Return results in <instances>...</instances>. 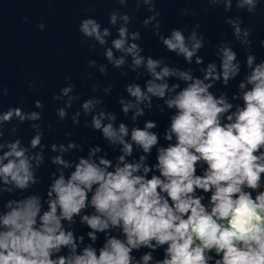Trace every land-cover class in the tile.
<instances>
[{
    "label": "clouds",
    "instance_id": "1",
    "mask_svg": "<svg viewBox=\"0 0 264 264\" xmlns=\"http://www.w3.org/2000/svg\"><path fill=\"white\" fill-rule=\"evenodd\" d=\"M136 2L152 13L143 24L152 27L167 51L189 65L204 64L198 54L204 47L199 25L187 36L176 28L163 35L154 0ZM118 3L126 7L128 0ZM209 3H224L225 11L231 9V0ZM258 3L236 0V7L247 6L254 13ZM118 17L123 23L117 27ZM108 23L111 27H103L96 19L86 18L79 32L105 46L111 29H116L117 38L104 48V58L114 69L127 67L147 76L143 84L125 86L129 99L120 96V110L125 117L131 112L134 125L146 109L171 112L163 131L167 143L161 145L160 133L153 131L158 128L156 121L145 120L143 127L131 128L117 123L116 113L93 95L72 113V123L79 124L81 115L90 117V127L120 154L114 163L96 145L73 161L64 154L82 150L74 141L42 143L38 122L44 105L40 100L35 108L41 111L24 112L20 107L4 111L0 114V264H264V60L257 63L254 54L246 56L247 72L231 97L242 100V105L234 104L227 92L217 96L211 91L217 82L228 87L241 75L242 65L230 41L217 46L219 65L209 62L200 68L201 78L191 68L144 55L138 43L141 34L130 31L127 13L113 11ZM227 23L240 45L250 49V29L241 27L239 17ZM88 67L101 74L108 70L107 64L98 65L95 60ZM121 74L127 76V72ZM92 91L96 93L98 87L93 85ZM111 92V86L103 89L105 95ZM74 93L75 86L69 83L53 96L54 101H63L56 113L61 121L80 99ZM6 94L3 89L0 95ZM14 118L17 124L28 122L35 133L27 145L20 138H5V125ZM8 131L15 135L18 128ZM48 149L60 153L49 158L60 167L51 173L46 194L5 201V194L23 193L40 182L37 170ZM153 149L155 163H150ZM136 150L141 154L129 160ZM76 217L90 229L86 233L90 243L84 244L85 236L75 234ZM98 234L104 236L99 247L95 246ZM142 249L149 251L137 258L134 253ZM157 251H162V258L154 257Z\"/></svg>",
    "mask_w": 264,
    "mask_h": 264
},
{
    "label": "water",
    "instance_id": "2",
    "mask_svg": "<svg viewBox=\"0 0 264 264\" xmlns=\"http://www.w3.org/2000/svg\"><path fill=\"white\" fill-rule=\"evenodd\" d=\"M154 2L156 11L160 13L158 20L161 24V34L168 35L176 28L183 30L187 36L196 25H199L198 33L204 37V47L198 54L204 58L203 65H195L194 61L189 65L183 57L167 51L159 37L153 34L152 27H145L143 24L144 19L152 13H149L142 4L138 7L136 0H128L126 7H122L118 0H0V94L3 89L7 90L6 95H0V114L15 107H20L24 112L41 111L35 108V101L40 100L44 105L42 120L38 122L43 132L42 143L66 145L74 141L82 150H70L64 154L65 159L73 161L80 156H86L90 147L99 145L107 152V158L115 163V157L120 154L118 148L114 150L98 131L90 127V117L81 115L80 123L77 125L71 120L72 113L80 110V104L96 95L103 100V107L116 113L117 123L125 122L131 128L143 127L145 120L156 121L158 128L153 131L160 133V144L166 145L163 131L168 126L171 112L166 110L161 113L155 107L151 112L146 109L145 116L139 118L134 125L130 119L131 112L125 117L120 110L118 102L120 96L125 95V98L129 99L124 91L125 86L132 82L143 84L147 76L132 72L127 67L114 69L104 58V48L110 47L111 40L117 38L116 29H111L112 36L106 38L108 44L105 46H100L94 40H87L79 32L80 22L86 18H94L103 27H111L108 23L109 16L117 10L131 17L130 31L140 32L141 40L138 43L144 49V55L156 59L163 58L174 67L191 68L193 74L201 78L203 74L199 71L200 68L206 67L209 62H216L219 65L217 46L222 41H230L242 65L241 75L230 81L228 87L217 82L211 91L217 96L222 91L227 92L230 102L242 105V100L233 101L231 97L233 93L239 91L236 86L247 72L244 67L246 56L254 54L257 63L264 60V0H260L254 13H250L247 6L238 9L236 0H231V9L228 11H225L224 3L212 5L209 0H154ZM184 10H187V13ZM237 17L242 20L241 27L251 31L252 45L248 50L235 39L233 29L227 23L228 20ZM122 23L118 17L117 27ZM90 60H95L98 65L107 64V73L101 74L98 70L89 68ZM122 72H127V76L122 75ZM69 83L75 86L74 94L80 99L69 109L68 117L61 121L56 113L63 101L56 102L53 96L59 94L60 89ZM93 85L98 87L96 93L92 91ZM108 86L112 87V92L105 95L103 89ZM181 86L183 87V84ZM155 103L162 101H154ZM85 120H88L89 126H85ZM17 123V119L14 118L12 124L5 125V138L12 140L20 138L23 145H27L35 133L28 122ZM13 126L18 128L15 135L8 131ZM58 154L60 153L46 150L45 162L37 170L40 182L23 193L17 190L16 193L5 194L4 200L19 199L34 193L45 195L51 183V173L60 167L52 165L49 158ZM103 154L102 152L98 155ZM140 154L139 150H136L133 157L128 159H135ZM149 162L155 163V149L149 157ZM71 170H66V174ZM200 171L198 166L197 174H200ZM204 195L207 198L208 194ZM87 211L91 213L92 210ZM74 219L75 234L85 236L84 244L90 243L86 235L90 229L80 223L79 217ZM65 227H68L67 222ZM98 235L100 239L95 245L97 247L102 245L104 239L103 234ZM83 246L82 244L81 247ZM144 251L149 250L142 249L134 255L139 258ZM153 255L157 259L162 258V251H157Z\"/></svg>",
    "mask_w": 264,
    "mask_h": 264
}]
</instances>
